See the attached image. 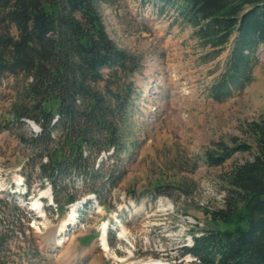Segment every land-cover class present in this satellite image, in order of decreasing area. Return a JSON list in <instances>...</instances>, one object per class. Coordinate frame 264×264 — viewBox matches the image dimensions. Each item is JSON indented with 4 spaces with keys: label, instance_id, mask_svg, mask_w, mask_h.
Segmentation results:
<instances>
[{
    "label": "rangeland",
    "instance_id": "1",
    "mask_svg": "<svg viewBox=\"0 0 264 264\" xmlns=\"http://www.w3.org/2000/svg\"><path fill=\"white\" fill-rule=\"evenodd\" d=\"M160 7L152 0H101L99 5L111 39L140 60L128 77L114 80L103 70L113 90L130 82L135 93L122 127L121 161L103 154L95 166L103 162L102 176L123 171L118 182L107 181L104 188L99 181L101 199L90 193V177L85 182L77 176L63 181L68 189L58 192L56 208L51 184L39 170L40 153L20 141L40 134V127L12 117L27 80L23 75L1 80L0 264H200L184 248L193 245V232L201 235L209 228L206 210L222 206L220 174L250 157L236 153L216 166L207 163L206 153L220 143L243 141L242 127L264 115V45L251 83L223 102L214 101L208 90L228 52L203 63L205 51L192 29L178 20L175 9ZM71 195L74 202L68 203ZM36 200L40 209L33 205ZM122 227L127 237L121 238Z\"/></svg>",
    "mask_w": 264,
    "mask_h": 264
},
{
    "label": "trees",
    "instance_id": "2",
    "mask_svg": "<svg viewBox=\"0 0 264 264\" xmlns=\"http://www.w3.org/2000/svg\"><path fill=\"white\" fill-rule=\"evenodd\" d=\"M152 1L162 11L175 9L178 20L192 29L205 51L203 63L228 52L222 73L208 90L212 100L223 102L251 83L264 45V0ZM100 2L0 0V82L7 75L27 80L12 117L22 123L33 120L41 128L40 134L20 141L40 153L39 170L50 182L57 206L58 192L68 189L65 180L81 176L86 182L90 177V193L101 199L99 181L104 188L123 175L114 170L102 176L103 162L97 170L95 166L112 150L107 159L121 161L126 151L122 127L130 118L135 90L130 82L113 90L103 70L114 80L128 77L140 60L111 39ZM242 134L243 141L220 143L206 153L207 163L216 166L236 153L250 157L220 174L222 206L206 210L209 228L201 235L193 232V245L184 248L200 264H264V115L244 125Z\"/></svg>",
    "mask_w": 264,
    "mask_h": 264
},
{
    "label": "bare ground",
    "instance_id": "3",
    "mask_svg": "<svg viewBox=\"0 0 264 264\" xmlns=\"http://www.w3.org/2000/svg\"><path fill=\"white\" fill-rule=\"evenodd\" d=\"M44 194L45 195H47V192H44ZM40 199V198H39ZM33 205H34V207H35V209L37 208V209H40V205H41V202L40 201H38V200H36L34 203H33ZM78 206V205H77ZM76 208V205L75 206H73V209H75ZM75 219V218H74ZM106 227L107 226H103L102 227V229H101V242H102V246L104 247V251L106 252L107 251V249H109V245H108V243H107V239H106ZM127 234H129L128 233V230L126 229V228H124V227H122V231H121V235L120 236H122L121 238H124V237H127ZM109 251H110V249H109ZM145 264H169L168 262H163V261H161V260H157V261H153V263H145Z\"/></svg>",
    "mask_w": 264,
    "mask_h": 264
},
{
    "label": "water",
    "instance_id": "4",
    "mask_svg": "<svg viewBox=\"0 0 264 264\" xmlns=\"http://www.w3.org/2000/svg\"><path fill=\"white\" fill-rule=\"evenodd\" d=\"M74 202V198H73V196L71 195L70 197H69V199H68V203H73Z\"/></svg>",
    "mask_w": 264,
    "mask_h": 264
}]
</instances>
